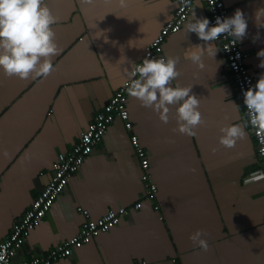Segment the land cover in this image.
<instances>
[{"label": "crops", "instance_id": "crops-1", "mask_svg": "<svg viewBox=\"0 0 264 264\" xmlns=\"http://www.w3.org/2000/svg\"><path fill=\"white\" fill-rule=\"evenodd\" d=\"M223 1L229 17L238 8L245 13L247 35L239 46L247 67L259 77L264 69L258 67L256 54L264 49V28L256 27L254 17L264 0ZM46 3L57 17L52 27L60 49L52 57V71L28 79L0 72V243L48 184L57 154L73 147L129 80L128 73L173 18L179 0ZM193 11L208 18L202 1L194 3L188 19ZM257 33L260 39L254 43ZM198 43L182 27L163 45L165 60L176 59L180 73L172 86L192 87L200 101L203 123L194 135L176 131L175 106L164 123L158 112L128 96L132 131L118 118L112 123L43 221L27 235L16 263L44 257L75 237L84 221L81 211L97 220L123 208L129 212L115 228L53 264H264V179L254 178L262 164L222 52L215 60L205 55L203 70L186 60ZM235 124L244 136L226 148L219 143L220 129ZM132 135L149 158L158 189L152 201L145 197ZM197 231L207 250L190 239Z\"/></svg>", "mask_w": 264, "mask_h": 264}, {"label": "clouds", "instance_id": "clouds-1", "mask_svg": "<svg viewBox=\"0 0 264 264\" xmlns=\"http://www.w3.org/2000/svg\"><path fill=\"white\" fill-rule=\"evenodd\" d=\"M82 2L89 3L91 0ZM254 19L258 29L264 28V8L256 10ZM56 23L57 17L51 13L46 0H0V72L6 77L15 76L18 79L49 75L53 69L52 57L60 52L52 27ZM247 28L245 13L239 8L231 17L217 16L214 23L205 17L198 18L193 11L183 25V30L187 34H195L202 43L192 46L186 60L203 70V57L207 55L215 60L221 51L216 41L222 36L231 38L235 46L244 40ZM259 39L257 33L253 42ZM223 50L230 49L225 46ZM256 55L260 59L258 67L264 69V49ZM176 65L177 60L173 58L144 59L128 73L130 83L127 94L137 99L143 107L158 112L164 123L168 120L170 108L175 106L176 131L192 136L194 129L203 123L199 111L200 101L192 94V87H180L178 84L172 86V82L180 75ZM236 67L233 64V68ZM243 105L247 109L251 126L264 132V74L243 92ZM220 132L219 143L226 148L233 147L244 136V130L239 124L222 127ZM201 237L202 233L197 231L190 239L207 250V241Z\"/></svg>", "mask_w": 264, "mask_h": 264}, {"label": "built area", "instance_id": "built-area-1", "mask_svg": "<svg viewBox=\"0 0 264 264\" xmlns=\"http://www.w3.org/2000/svg\"><path fill=\"white\" fill-rule=\"evenodd\" d=\"M196 1H202L204 3L208 19L212 23L215 22L217 16L229 17L223 0H179L173 18L166 23L159 35L148 45L143 58L136 65L144 59H165L163 45L167 37L181 30ZM215 43L220 46L221 52L226 60V71L236 88V100L240 103L246 116L249 133L253 138L257 157L262 164V169L254 178L264 179V132L251 126L247 109L243 105V92L248 87L254 85L259 77L251 73L247 67L245 63L246 55L241 50L239 43L233 46L231 38H225L223 36ZM225 46L230 50L224 51L223 48ZM233 64L237 66L235 69L233 68ZM129 83L130 80L124 82L122 87L113 94L103 110L97 113L92 123L79 135L78 140L69 151L57 154L48 184L33 201L30 209L24 214L23 218L14 225L8 237L0 243V264H53L57 261L67 259L72 255L73 251L81 249L100 235L115 228L120 220L128 214L129 211L127 209L120 208L116 211H109L100 219L91 220L87 211L79 210L84 217V221L75 237L59 243L44 257H35L30 260L21 261L20 263L14 261L27 235L43 221L57 198L68 186L69 180L78 173L93 150L101 144L112 123L118 118L123 122L126 131H132L133 125L127 109V86ZM130 143L142 170L141 182L145 189V197L152 201L156 198L158 189L149 173V158L145 150L141 147L137 136L132 135L130 137ZM140 208L141 203L134 205V209L138 210ZM153 208L155 211L160 210L156 204L153 205Z\"/></svg>", "mask_w": 264, "mask_h": 264}]
</instances>
